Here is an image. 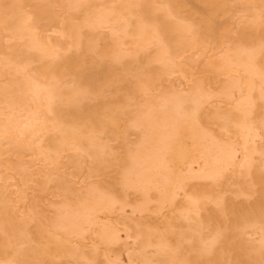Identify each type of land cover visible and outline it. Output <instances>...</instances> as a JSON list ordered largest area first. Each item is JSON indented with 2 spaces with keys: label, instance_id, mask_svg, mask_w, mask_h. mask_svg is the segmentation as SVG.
Here are the masks:
<instances>
[{
  "label": "bare ground",
  "instance_id": "obj_1",
  "mask_svg": "<svg viewBox=\"0 0 264 264\" xmlns=\"http://www.w3.org/2000/svg\"><path fill=\"white\" fill-rule=\"evenodd\" d=\"M0 264H264V0H0Z\"/></svg>",
  "mask_w": 264,
  "mask_h": 264
},
{
  "label": "rangeland",
  "instance_id": "obj_2",
  "mask_svg": "<svg viewBox=\"0 0 264 264\" xmlns=\"http://www.w3.org/2000/svg\"><path fill=\"white\" fill-rule=\"evenodd\" d=\"M131 137H134V136H131Z\"/></svg>",
  "mask_w": 264,
  "mask_h": 264
}]
</instances>
